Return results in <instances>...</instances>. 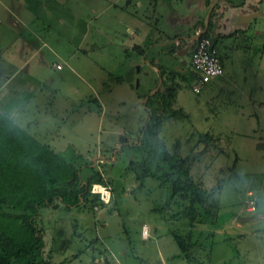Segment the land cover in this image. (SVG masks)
<instances>
[{
  "label": "rangeland",
  "instance_id": "1",
  "mask_svg": "<svg viewBox=\"0 0 264 264\" xmlns=\"http://www.w3.org/2000/svg\"><path fill=\"white\" fill-rule=\"evenodd\" d=\"M212 2L33 0L29 2L33 14L23 25L11 24L0 5V78L17 69L7 88L16 81L33 87L27 97L25 91L18 94L13 101L16 110L8 112L37 140L73 160L81 182L88 164L109 188L104 205L78 203L65 208L55 200V207L39 209L36 223L42 229L47 264H264V236L258 233L240 237L195 233L192 239L208 244L209 262L197 242L189 261L175 255L178 247L167 230L181 232L184 219L166 218L161 207L166 187L149 177L137 186L133 173L125 168L129 149L121 143L136 141L148 116L150 104L144 101L159 86L158 74L175 88L170 107L176 109L160 121V140L168 148L177 141L178 153L184 155L202 148L201 134H210L207 149L191 164V175L205 188L221 183L219 222L237 208L243 215L254 210L251 193L244 189L253 188L251 178L261 177L264 168V108L260 107L264 105V14L251 17L248 29L236 33H217L213 25L207 29L222 59L224 77H205L200 84L189 63L193 41L182 36L193 32L192 25H204L209 8L213 23V13L219 9L226 14L231 6L253 4V0H215L210 7ZM262 3L255 0L257 10L264 11ZM134 12L143 20L140 48L147 64L129 46L134 36L125 28L131 24L126 14ZM22 13L27 18L24 9ZM255 27L260 30L256 36L251 33ZM162 39L168 42L156 45ZM174 40L187 47L183 54H178ZM25 73L39 83L27 80ZM151 106L160 112L156 101ZM204 225L195 224V231L205 232ZM141 226L146 237L151 226L153 237L140 239ZM260 229L264 230V223Z\"/></svg>",
  "mask_w": 264,
  "mask_h": 264
},
{
  "label": "trees",
  "instance_id": "2",
  "mask_svg": "<svg viewBox=\"0 0 264 264\" xmlns=\"http://www.w3.org/2000/svg\"><path fill=\"white\" fill-rule=\"evenodd\" d=\"M209 16L206 29L198 37H209L206 32L213 25ZM9 74L3 75L0 83ZM174 90L160 77L159 86L151 98L147 96L144 101L150 104L148 116L140 126L136 141L121 145L129 149L125 168L133 173L137 186L149 177L158 186L166 187L161 204L166 218L184 219L181 232L176 228L167 231L178 247L175 255L189 261L196 242L203 249L198 239H192L193 234L209 233L196 232L195 224L218 223L217 192L221 183L205 188L190 173L193 160L207 149L206 137L211 139L210 134H201L205 142L202 148L184 155L178 153L177 141L168 148L160 140V121L176 113V109L170 107ZM153 101L159 105V113L151 106ZM165 107L169 110L167 113ZM72 163L73 160L37 140L0 107V264H47L42 255V229L36 223L41 207H55V200L65 208L78 203L104 205L96 193L89 192V186L92 183L106 185V181L97 170L85 164L89 172L81 182L79 170Z\"/></svg>",
  "mask_w": 264,
  "mask_h": 264
},
{
  "label": "crops",
  "instance_id": "3",
  "mask_svg": "<svg viewBox=\"0 0 264 264\" xmlns=\"http://www.w3.org/2000/svg\"><path fill=\"white\" fill-rule=\"evenodd\" d=\"M30 1H33V0H3V1L0 0V5L2 9H4L7 12V16L11 18V21H10L11 24H15V25L22 24L23 25L25 22L29 21V13L33 14L31 5L29 3ZM198 4H201V3H198ZM254 4H255V0H253V4L251 5L243 4V5H237L235 7L231 6L228 8V11L226 12V14H223L224 12L222 13V9H219V11L215 13V18H214L213 27H212L213 30L217 33L225 34V33H229L232 30L234 31V33H236L238 30H242L245 27L248 29V27L250 26L251 17L253 16L256 17V16H259L260 14H264V11L257 10ZM262 4L264 6V3ZM139 5H140V2H139ZM22 9L25 10V14L27 16V18L25 19L22 15L23 14ZM126 15L129 17L128 21L131 24L128 25V23H126L125 28L127 29V32L129 35L134 36V39L131 40L129 46L135 49L138 56L142 58L141 61L144 64H147V59H145V56L142 55L141 48H140V41L142 37H141V32L139 28L141 24L143 23L141 14L138 15L136 12H134L132 14L127 13ZM12 17L14 19H12ZM232 17H234V20H231ZM188 25H192V24L188 23ZM195 25H192L194 26L193 32L186 33L185 34L186 36H182L183 39L190 42L189 38L192 36V34L202 28V26L199 23H196ZM251 33L254 36H256V35H259L260 30L257 29V27H255L253 28ZM177 41L178 40H174L175 42L174 45L176 47V50L178 51V54L181 55L183 54V52L187 50V47L184 44L179 45L180 41L179 42ZM167 42H168V39L166 40L162 39L160 40V42H158L159 44L156 43V45L161 46ZM146 52L147 51H145V53ZM219 59H220L221 66H222L221 57H219ZM25 62H26V59L22 60L19 64L21 65ZM20 65H18V67L16 68H19ZM148 65L150 68L156 71V69L153 67L151 63H148ZM16 70L17 69H14L13 71H11V73L7 75L5 79L0 83V107H2L6 111H8L9 109L11 113L16 110V105H15V102L13 101L17 98V95L22 94L23 93L22 91H25L24 93L26 94V97H27L28 95H30V88L33 89V87H30L29 84L26 85L25 83L27 82L25 81L23 82L21 81L22 83H20V81L18 82L16 81V83L14 82L10 84L9 88H7V84L10 83V81L14 80V77L18 72ZM223 73L224 72L222 71V74L219 76L224 77ZM25 75H26L27 80H33L36 84L39 83L37 79L30 77L28 73H25ZM156 76L158 80L157 82H159L160 81L159 75L156 74ZM152 77H155V76L152 75L151 79ZM156 88H154V91ZM7 99L9 101H6ZM260 107L263 109L264 105H260ZM261 172H263L261 177L259 176V178L257 177L251 178V183L253 184V188L249 185V186H246V188L244 189L245 191L249 190L251 193L249 197L253 198L254 210L251 211L250 213L247 212V214L249 213L248 215H243V214H240L242 210L237 208V210H235L230 216L226 217L222 221L220 222L218 221V223L211 224V225L205 224L204 227L206 231L212 234H218V235L220 233L221 234H231V235L238 236V237L243 236L245 234H249L250 236H255L256 233L263 234L264 236V230L260 229L261 223H264V168L261 170ZM249 173L250 174L254 173V171L253 170L249 171ZM237 205L239 206V203ZM146 234H147V231H146ZM153 234H154L153 229L150 226L147 237L143 238L139 234V238L142 240L148 239L149 237H153ZM207 245L208 244L203 246V252L206 254V259L209 262L210 250L208 252L209 247ZM156 253L161 254L162 251L158 249L156 250ZM220 259L221 258L217 256L215 261L219 263Z\"/></svg>",
  "mask_w": 264,
  "mask_h": 264
},
{
  "label": "built area",
  "instance_id": "4",
  "mask_svg": "<svg viewBox=\"0 0 264 264\" xmlns=\"http://www.w3.org/2000/svg\"><path fill=\"white\" fill-rule=\"evenodd\" d=\"M191 49L189 51V63L191 64L193 70L198 75V81L203 82V78L215 77L222 74V66L211 39L209 37H196L193 40ZM55 67H59L58 64ZM192 91L197 92L198 86L193 85L191 87ZM108 187L100 183H92L89 191L91 193H96L102 202L108 200ZM250 206H253L252 200H249ZM140 235L146 237V228L140 227Z\"/></svg>",
  "mask_w": 264,
  "mask_h": 264
},
{
  "label": "water",
  "instance_id": "5",
  "mask_svg": "<svg viewBox=\"0 0 264 264\" xmlns=\"http://www.w3.org/2000/svg\"><path fill=\"white\" fill-rule=\"evenodd\" d=\"M214 1H215V0H213V2H214ZM213 2L210 4V7L213 5ZM209 10H210V8H209ZM209 10H208V12H207V14H206V21H205L204 25L202 26V28H201L200 30H198L196 33H194V34L190 37L191 39H194V38L198 37V35L206 29V26H207V17H208V14H209Z\"/></svg>",
  "mask_w": 264,
  "mask_h": 264
},
{
  "label": "flooded vegetation",
  "instance_id": "6",
  "mask_svg": "<svg viewBox=\"0 0 264 264\" xmlns=\"http://www.w3.org/2000/svg\"><path fill=\"white\" fill-rule=\"evenodd\" d=\"M195 33H196V32H195ZM193 34H194V33H193ZM193 34H192V35H193ZM192 40H193V39L189 38V41H192Z\"/></svg>",
  "mask_w": 264,
  "mask_h": 264
}]
</instances>
